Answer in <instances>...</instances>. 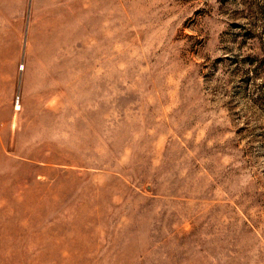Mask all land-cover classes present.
<instances>
[{"label": "rangeland", "instance_id": "374dc122", "mask_svg": "<svg viewBox=\"0 0 264 264\" xmlns=\"http://www.w3.org/2000/svg\"><path fill=\"white\" fill-rule=\"evenodd\" d=\"M0 264H264V0H0Z\"/></svg>", "mask_w": 264, "mask_h": 264}]
</instances>
